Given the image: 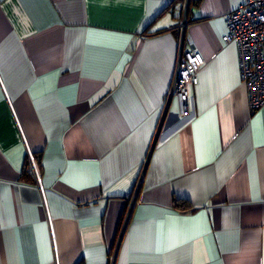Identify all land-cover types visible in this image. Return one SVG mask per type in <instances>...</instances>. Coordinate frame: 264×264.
<instances>
[{"label": "crops", "instance_id": "crops-1", "mask_svg": "<svg viewBox=\"0 0 264 264\" xmlns=\"http://www.w3.org/2000/svg\"><path fill=\"white\" fill-rule=\"evenodd\" d=\"M240 1L190 0L183 46L204 59L190 113L173 95L114 264H264V104L249 107L222 39ZM183 3L0 0V264H110Z\"/></svg>", "mask_w": 264, "mask_h": 264}, {"label": "built area", "instance_id": "built-area-1", "mask_svg": "<svg viewBox=\"0 0 264 264\" xmlns=\"http://www.w3.org/2000/svg\"><path fill=\"white\" fill-rule=\"evenodd\" d=\"M225 43L237 48L240 79L245 86L248 105L256 109L264 104V0H241L224 15ZM204 59L194 46H183L176 62L177 79L174 93L180 113L189 115L191 96L188 85L196 83ZM28 168L37 178V165L27 151Z\"/></svg>", "mask_w": 264, "mask_h": 264}, {"label": "water", "instance_id": "water-1", "mask_svg": "<svg viewBox=\"0 0 264 264\" xmlns=\"http://www.w3.org/2000/svg\"><path fill=\"white\" fill-rule=\"evenodd\" d=\"M189 4H190V0H184L183 10H182V18H181V29H180L177 61H178V58H179V56L181 54V51H182V48H183L184 28H185V24H186V20H187V16H188ZM176 79H177V74H176V70H175L174 77H173V80H172V84H171V87H170V90H169L168 97L166 99L163 111H162L161 116L159 118V121H158L157 127L155 129L153 138L151 140V143H150L147 155L145 157L142 169H141L140 174L138 176V179H137V181L135 183L133 192H132V194L130 196V199H129V202H128V206H127L125 215L123 217L121 226L119 228V232H118L115 244L113 246V250H112V254H111V258H110V264H114L116 253H117L120 241H121L123 233H124V231L126 229V226H127V223H128L132 208H133V206H134V204H135V202L137 200L138 193L140 191V187H141V183H142V179H143V176H144V173H145V170H146V167H147V164H148L152 149H153V147H154V145L156 143V140L158 138V135H159V132H160V129H161L164 117H165L166 109H167L168 104H169V102H170V100H171V98L173 96V93H174V87H175Z\"/></svg>", "mask_w": 264, "mask_h": 264}, {"label": "trees", "instance_id": "trees-1", "mask_svg": "<svg viewBox=\"0 0 264 264\" xmlns=\"http://www.w3.org/2000/svg\"><path fill=\"white\" fill-rule=\"evenodd\" d=\"M26 166L28 167V159L26 157ZM173 204L176 206V207H185V206H188V202L184 199V198H176L175 201L173 202ZM185 204V205H184ZM184 205V206H183ZM123 220V219H122ZM121 223L122 221L120 222L119 224V227H118V230L121 226Z\"/></svg>", "mask_w": 264, "mask_h": 264}]
</instances>
